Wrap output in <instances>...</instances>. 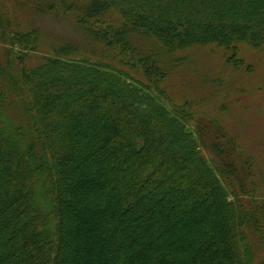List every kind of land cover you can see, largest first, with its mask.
<instances>
[{
    "label": "trees",
    "instance_id": "1",
    "mask_svg": "<svg viewBox=\"0 0 264 264\" xmlns=\"http://www.w3.org/2000/svg\"><path fill=\"white\" fill-rule=\"evenodd\" d=\"M80 11L87 55L68 43L31 67L6 55L24 91H0V264H264V203L228 190L233 161L204 157L148 60L216 45L244 67L241 48L264 45V0H87ZM14 31L1 40L33 50L38 31ZM133 38L148 48L131 53ZM116 65L156 71L150 83Z\"/></svg>",
    "mask_w": 264,
    "mask_h": 264
},
{
    "label": "rangeland",
    "instance_id": "2",
    "mask_svg": "<svg viewBox=\"0 0 264 264\" xmlns=\"http://www.w3.org/2000/svg\"><path fill=\"white\" fill-rule=\"evenodd\" d=\"M60 1L67 3L68 0ZM86 1L71 0L74 7L67 10L47 0H0V34L4 32L7 38L14 30L26 32L31 29L39 33L30 51L13 48L7 40L2 41L0 38V70L5 71L0 73V91H7L6 98L14 94L15 90L24 91L13 79L16 71L7 64V54L15 67L20 65L16 60L20 54L23 56L22 64L31 67L58 48L70 51L68 46H73L72 57L87 55V51H91L94 44L84 37L76 21V15L81 12L80 8ZM107 17L112 18L108 14ZM133 40L136 46H133L131 53L148 48L147 41L138 38ZM100 49L97 46V51ZM159 51L161 54L157 58L148 57V60L164 71L156 85L169 96L166 103L176 104L188 111V125L198 139L201 153L212 165H220L221 160H226V163L233 161L234 171L231 182L227 183L228 190L244 193L246 199L254 200L258 206L263 205L264 45L257 49L248 46L241 48L239 56L245 66H250L249 70L245 66L233 67L228 64V53L216 45L193 46L172 54L167 48ZM113 57L115 55L107 57L105 54L110 62ZM116 66L136 79L150 83L152 73L156 71L148 68L151 72L148 74L145 68L136 71ZM11 80L15 89L9 88ZM5 109L11 111L10 106ZM214 152L221 155L216 156ZM87 226L86 229L93 230L89 224ZM255 247L260 252L258 260L264 258V247L256 242Z\"/></svg>",
    "mask_w": 264,
    "mask_h": 264
}]
</instances>
